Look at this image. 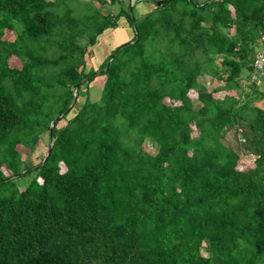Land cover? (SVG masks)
<instances>
[{"label": "trees", "instance_id": "1", "mask_svg": "<svg viewBox=\"0 0 264 264\" xmlns=\"http://www.w3.org/2000/svg\"><path fill=\"white\" fill-rule=\"evenodd\" d=\"M108 1L0 0V264H264V91L240 89L264 0ZM52 119L50 154L20 174ZM233 123L253 167L222 140Z\"/></svg>", "mask_w": 264, "mask_h": 264}, {"label": "rangeland", "instance_id": "2", "mask_svg": "<svg viewBox=\"0 0 264 264\" xmlns=\"http://www.w3.org/2000/svg\"><path fill=\"white\" fill-rule=\"evenodd\" d=\"M67 2H71V5H73L76 8V13H82L85 9H82V3L83 2H88V3H92V5L96 8H98L101 13L105 14V13H115L118 10V5L117 4H111L108 0H106V2L104 4H101L98 0H66ZM135 0H129V5L133 4ZM147 8V7H146ZM139 11H143L145 9L144 6H138ZM79 27H81L82 25L79 24ZM20 30V28H18L17 32ZM93 31V30H90ZM91 33V32H90ZM106 34L108 35H112L117 43H122L124 41L127 40V36L129 35V29L127 27L126 22L123 20H121L120 22V26H118L117 28H111V30H109V32H106ZM87 35V33H86ZM86 35H79L76 34L75 38L72 39L74 40L75 43L80 44V45H84L85 42L87 41ZM15 37V32L13 33L10 30H5L3 38L7 39V40H13ZM68 38V37H67ZM52 39H56L55 36H52ZM110 39V38H109ZM108 39V40H109ZM67 40V39H66ZM112 40V39H110ZM99 41V39H98ZM264 42V35L261 37H258L257 40L255 41V50L259 49V42ZM100 46V45H99ZM99 46H90L89 49H91L89 52H87L86 54V63L88 66L92 65L93 59L94 57H92L93 54L98 53L99 52ZM108 48V46H107ZM110 48V46H109ZM108 48V50H109ZM104 53V52H103ZM101 53V54H103ZM9 65L10 66H14V67H20V62L19 59L16 58L15 56H12L8 59ZM95 65V64H94ZM96 67V66H95ZM98 73V72H97ZM96 73V74H97ZM99 81L101 80V77L99 76V78H97ZM198 80L204 84V86L208 89L211 90L214 87L219 86L220 84H222V82L220 80H217L215 78H212L210 76H199ZM95 82V81H94ZM92 82V83H94ZM246 83H243L242 86L240 87V89H242V91L244 93L246 92H250L251 87L253 86L249 80L245 81ZM255 87H257V89L259 91H264V77L262 78V80L260 81V83L256 84ZM100 89L101 87L98 84H93L90 88V94H95L96 96H99L100 93ZM224 94H230V95H236L234 90L231 91H225V90H218L215 93V96L218 97H222ZM195 93L191 92V96L194 97ZM79 101L82 99V97H78ZM242 99L243 95H242ZM194 104H196V101H194ZM252 104L260 107V108H264V100L263 99H254ZM64 123L63 120H59L58 122V126L62 125ZM239 125L238 123H233L230 126H227L223 135V142L230 145L233 149H235L238 152L239 155V159L237 162V168L238 169H246V168H250L253 167L254 162H253V156H252V152L255 150V146H253V144H251L250 142H246L243 143L239 140V136H237L236 132H235V127ZM244 131L247 132V127H242ZM242 133V132H241ZM193 135H197L196 130L193 131ZM242 136V135H240ZM42 144L40 143V145L38 146V148L36 149V151H34L32 153V155L30 156L29 159H27V161H29L32 164H37L38 160L40 157H42L48 148V145L50 144V138L48 136V134L45 132L42 134ZM241 143V144H240ZM148 151H152L151 148H148ZM24 157V156H23ZM29 163V164H30ZM32 165V166H34ZM29 176H22V177H18L16 179V182L20 183L19 187L23 188L24 184L26 183V181H28ZM205 251L202 249V252Z\"/></svg>", "mask_w": 264, "mask_h": 264}, {"label": "built area", "instance_id": "3", "mask_svg": "<svg viewBox=\"0 0 264 264\" xmlns=\"http://www.w3.org/2000/svg\"><path fill=\"white\" fill-rule=\"evenodd\" d=\"M260 48L255 50L252 61H251V67L252 71L249 75V82L258 84L264 77V42L258 43ZM239 132H241V129H238ZM243 141L244 139L241 138Z\"/></svg>", "mask_w": 264, "mask_h": 264}, {"label": "water", "instance_id": "4", "mask_svg": "<svg viewBox=\"0 0 264 264\" xmlns=\"http://www.w3.org/2000/svg\"><path fill=\"white\" fill-rule=\"evenodd\" d=\"M157 4H160V0L157 1ZM131 6H132V4L129 5V12H130V13H131ZM116 50H117V49H116ZM110 59H111V57H110L109 60L107 61L106 66H108V63H109ZM84 80H86V79H84ZM79 86H80V84H78V85L75 86V88H74V92H73V98H72V101H71L70 105L68 106V108H67V109H66L61 115H59V118H60L64 113H67L68 111H70V109H71V108L73 107V105L75 104V101H76V98H77V92H78ZM54 122H55V119H52L51 122H50V125H49V138H50V144H49L48 150H47V152H46V154H45L43 160L41 161V163H39V165L42 164V163L46 160V158L48 157V155H49L50 152H51V148H52V145H53V136H52V132H53ZM39 165L37 164V165H34V166H32V167H30V168H28V169H26V170H23V171L20 172V174H21V173H27V172H29L30 170L36 168V167L39 166Z\"/></svg>", "mask_w": 264, "mask_h": 264}]
</instances>
